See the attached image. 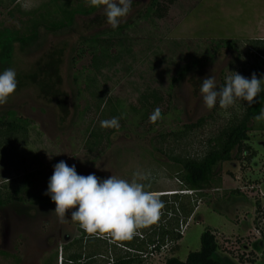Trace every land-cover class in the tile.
I'll list each match as a JSON object with an SVG mask.
<instances>
[{
	"label": "rangeland",
	"instance_id": "1",
	"mask_svg": "<svg viewBox=\"0 0 264 264\" xmlns=\"http://www.w3.org/2000/svg\"><path fill=\"white\" fill-rule=\"evenodd\" d=\"M150 1L133 0L129 15L118 26H127L122 55L103 71L99 88L123 101L127 111L133 105L139 108L137 101L147 89L157 91L164 96L157 107L160 118L128 123L133 115H122L119 130L110 134L103 147L94 149L86 144L87 137L101 116L89 94L78 98L73 83L77 70L91 60L89 56L77 64L73 60L81 40L114 31L102 10L76 14L71 26L51 30L46 27L54 8L86 6L85 0H18L8 9L0 7V35L28 36L35 29L38 35L29 45L14 42L10 59H0V71L12 68L17 78L16 92L0 105V116L14 111L31 122L28 145L0 152V199L25 198L28 185L32 194L45 193L53 166L61 160L75 164L78 174L94 173L101 179L114 175L132 180L133 173L140 172L145 190L161 199L182 188L172 156L201 155L214 135L242 115L247 102L209 110L199 88L211 75L221 87L231 71L249 79L253 73L258 79L264 76L259 65L263 58L251 44L264 40V0H164L165 16L148 22L142 15ZM220 40L234 47L215 50ZM51 53L60 60L57 75L51 70L54 66L46 68ZM197 60L200 65L174 86L169 102L165 93L177 71ZM87 101H91L89 111ZM188 124L197 126L186 133ZM246 142L251 147L248 153L215 167L214 182L204 187L205 196L198 198L194 214L186 220L179 250L151 256L146 264H165L171 256L185 261L190 252L200 250L207 228L216 233L223 263L252 264L255 259L256 264H264L260 252L254 251L264 233V131L249 132ZM54 209L23 200L0 206V264H62L70 252L64 246L81 231L70 220L71 210L66 213L69 219L61 223ZM241 227L243 231L236 233Z\"/></svg>",
	"mask_w": 264,
	"mask_h": 264
},
{
	"label": "trees",
	"instance_id": "2",
	"mask_svg": "<svg viewBox=\"0 0 264 264\" xmlns=\"http://www.w3.org/2000/svg\"><path fill=\"white\" fill-rule=\"evenodd\" d=\"M162 1L164 0H151L142 18L148 22L162 19L166 10L162 5ZM17 2L18 0H0V7L8 9L10 6L16 5ZM97 10V8L88 5H79L74 9L66 7L54 8L51 15L49 13L50 19L46 28L57 30L71 26L76 14L90 15ZM126 27V25H123L113 32L87 37L81 40L75 52L74 64H77L87 56L91 60L89 66L82 67L74 74L73 83L79 91L78 98L84 96V94H89L88 98L94 100L95 111L101 116L100 121L113 117L119 118L122 115L127 117V113L130 112L133 118L127 120L128 123L137 119L144 122L149 118L150 111L153 112L164 100L162 94L147 89L137 101L139 108L137 105H133L127 111L123 101L109 97L105 91L102 92L99 88L100 76H102L103 71L112 67L122 55L124 45L123 31ZM37 36L36 29L28 36L1 34L0 59L4 61L10 59L11 46L14 42L18 41L24 45H29ZM251 44L259 56L263 58L259 61V65L264 68V40H255ZM220 47L233 48L234 44L228 40H220L216 43L215 50ZM113 50H115V54H112ZM47 63L46 68L51 69V66H54L51 70L57 75L55 66L60 63L59 58L51 53L48 56ZM200 63V60L193 61L190 64L187 63L177 71V76L172 79L170 88L165 93L170 99L169 102H172L174 86L193 68L198 67ZM224 83L225 81L222 82L221 87ZM86 104L85 110L89 111L92 108L91 101H87ZM261 110H264V91L258 94L255 98V103L250 106L246 103L241 116L232 119L230 123L210 139L208 149L201 155L172 156V160L179 166L178 179L182 188L179 192L162 195L164 197H161V201L164 207L161 210L159 220L155 224L139 229L137 234L130 240H116L106 234H89L79 227L78 222H75L81 231V235L64 246V250L70 252L66 254L64 260H61L62 264L63 261L64 264H146L147 259L139 252H147L149 247L154 244H157V249L159 250L167 242L170 243L169 251L172 254L178 251V242L183 237L178 232L180 221H186L194 214L195 202L198 198L205 196L202 190L215 180V167L218 164L231 162L234 158L249 152L251 147L246 142L248 133L254 130L264 131V121L257 122L254 119ZM202 122L203 120L199 121L197 125H201ZM197 125H184L186 133L192 131ZM114 130L112 128L111 130H105L100 127L99 123L89 131L86 144L91 149L103 147L104 142L109 141L110 134ZM30 131L31 122L18 116L14 111H8L5 115L0 116V152L11 151L23 145H28ZM173 134L175 135L176 133L174 132ZM234 150H236L235 156H233ZM252 155L254 156V154H251L250 157H253ZM246 157L249 158L248 154ZM26 184L28 185L30 182ZM28 186L25 198L12 195L4 200L0 199V206L8 205L12 200L55 206L54 202L45 193L32 194ZM185 191L188 193H185ZM254 246L255 250L261 252L264 258V233L262 234V239L257 241ZM220 251L221 247L215 231L207 228L201 235L200 250L190 252L185 261L171 256L166 259L165 264H225L221 259V255H219ZM251 263L256 264L255 259H252Z\"/></svg>",
	"mask_w": 264,
	"mask_h": 264
},
{
	"label": "clouds",
	"instance_id": "3",
	"mask_svg": "<svg viewBox=\"0 0 264 264\" xmlns=\"http://www.w3.org/2000/svg\"><path fill=\"white\" fill-rule=\"evenodd\" d=\"M85 2L90 7L102 10L106 23L114 30L129 15L133 4V0ZM231 72L232 75L225 77L222 87L216 85L213 75L201 81L199 93L207 109L211 110L217 106L220 109H228L237 101L247 102L250 106L255 103L258 94L264 91V76L258 79L253 73L249 79L238 72ZM16 89L15 70L7 68L0 71V105L7 103ZM160 115V109L156 108L149 119L155 122ZM254 119L257 122L264 121V110ZM100 126L119 130V119L113 117L102 120ZM133 177L132 180H126L111 175L101 179L94 173L85 176L77 173L75 164L69 166L61 160L53 166L45 195L54 202L53 212L61 223L67 217L66 213L71 210L70 220L78 222L85 232L106 234L116 240H130L139 229L155 224L164 207L159 196L145 190L146 185L139 182L144 179L142 173L135 172Z\"/></svg>",
	"mask_w": 264,
	"mask_h": 264
},
{
	"label": "built area",
	"instance_id": "4",
	"mask_svg": "<svg viewBox=\"0 0 264 264\" xmlns=\"http://www.w3.org/2000/svg\"><path fill=\"white\" fill-rule=\"evenodd\" d=\"M264 166V163H263ZM264 175V172H263ZM191 219V218H190ZM188 221H184L181 220L179 223V227H178V232L183 235L188 227ZM141 237H143V235L140 234ZM170 248V243H166L165 245H162L160 247V249H157V244H154L152 246L149 247V250L147 252H139V254H141L144 258L148 259L151 256H155L158 255L159 253H164L165 251H167Z\"/></svg>",
	"mask_w": 264,
	"mask_h": 264
},
{
	"label": "crops",
	"instance_id": "5",
	"mask_svg": "<svg viewBox=\"0 0 264 264\" xmlns=\"http://www.w3.org/2000/svg\"><path fill=\"white\" fill-rule=\"evenodd\" d=\"M241 229H242V227H241L239 230H237L236 233H238V232L241 233V232L243 231V229H242V230H241ZM217 230H219V229H217ZM220 232H223V231H220ZM254 251H255L256 254L259 252V251H257V250H254ZM260 254L262 255L261 252H260Z\"/></svg>",
	"mask_w": 264,
	"mask_h": 264
}]
</instances>
